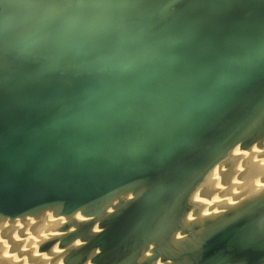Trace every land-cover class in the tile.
Wrapping results in <instances>:
<instances>
[{"label": "water", "instance_id": "obj_1", "mask_svg": "<svg viewBox=\"0 0 264 264\" xmlns=\"http://www.w3.org/2000/svg\"><path fill=\"white\" fill-rule=\"evenodd\" d=\"M264 119V0H0V217L88 221L65 264H264V200L172 243L192 185ZM258 224V226H255Z\"/></svg>", "mask_w": 264, "mask_h": 264}, {"label": "bare ground", "instance_id": "obj_2", "mask_svg": "<svg viewBox=\"0 0 264 264\" xmlns=\"http://www.w3.org/2000/svg\"><path fill=\"white\" fill-rule=\"evenodd\" d=\"M127 200V195L115 198L88 221L77 218L76 214L59 221L37 213L31 224L20 219L2 227L4 220L0 217V250H9V255L3 254L4 260L0 251V264H65L86 246L89 238L102 231L94 230L101 219ZM261 200H264V119L187 191L183 213L170 232L171 242H179L180 246L186 243L188 247L189 238V242L199 239L211 225L227 221L244 209L257 206ZM258 222L264 226V216ZM169 250L172 249L167 246L159 248L158 259L147 264H173L163 259V254L166 256ZM92 253L93 250L70 264H86L96 256ZM146 254L145 249H141L130 264H142L147 260L143 258Z\"/></svg>", "mask_w": 264, "mask_h": 264}, {"label": "rangeland", "instance_id": "obj_3", "mask_svg": "<svg viewBox=\"0 0 264 264\" xmlns=\"http://www.w3.org/2000/svg\"><path fill=\"white\" fill-rule=\"evenodd\" d=\"M97 234V233H96ZM7 249V250H6ZM6 249H1L0 251L2 252V256H3V254H7V255H9V250H8V248H6ZM24 249H28V247L26 248H24ZM3 250V251H2ZM5 250V251H4ZM27 252V251H26ZM24 253H25V251H24ZM22 255H23V252L21 253ZM4 257L5 256H3V259H2V257H1V254H0V258L2 259V260H4ZM24 257V256H23ZM21 255H20V258H23ZM89 259H90V257H88ZM17 259H19V258H17ZM14 261H16V258H15V260Z\"/></svg>", "mask_w": 264, "mask_h": 264}]
</instances>
